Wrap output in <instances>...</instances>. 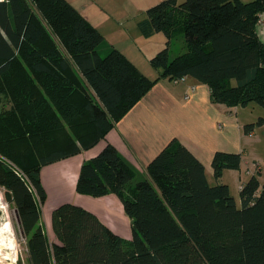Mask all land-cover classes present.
Here are the masks:
<instances>
[{
    "label": "trees",
    "instance_id": "obj_1",
    "mask_svg": "<svg viewBox=\"0 0 264 264\" xmlns=\"http://www.w3.org/2000/svg\"><path fill=\"white\" fill-rule=\"evenodd\" d=\"M262 12L264 0H162L149 7L141 33L168 38L151 58L160 69L152 79L121 50L102 53L104 34L69 0L0 2V105L2 95L14 99L0 110V184L28 236L30 264H264V183L255 175L245 182L239 206L221 181L225 170L240 169V152L215 153L214 184L177 139L135 183L111 143L84 161L77 192L116 194L132 219L131 239L66 202L52 212V242L42 222L41 177L46 164L105 139L161 78L194 77L216 104L264 106ZM179 37L186 49L172 57L169 45ZM263 124L260 117L245 132Z\"/></svg>",
    "mask_w": 264,
    "mask_h": 264
},
{
    "label": "crops",
    "instance_id": "obj_2",
    "mask_svg": "<svg viewBox=\"0 0 264 264\" xmlns=\"http://www.w3.org/2000/svg\"><path fill=\"white\" fill-rule=\"evenodd\" d=\"M69 1L104 34L105 42L100 47L102 53L115 47L148 77L160 76V72H153L149 65V59L155 53L147 51L146 47L152 44L148 40L157 35L159 52L167 46L168 38L163 32L145 37L138 24L146 16V10L162 0ZM258 32L264 41V27H258ZM254 104L233 107L216 104L212 102L210 87L194 77L187 76L178 83L161 78L97 145L43 166L41 177L47 192L43 214L48 235L49 229L55 235L53 210L71 202L95 213L122 237L132 238V219L116 194L93 197L76 190L82 163L96 156L108 143L118 149L134 170V183L148 177L149 164L173 139L187 146L203 162L212 184L217 182L212 166L215 153L240 152V169H227L221 178L222 182L229 184L238 203L234 185L240 195L243 184L252 176L264 183V124L250 134L244 129L247 123L256 122L258 115L264 117V106L259 104L261 109H258Z\"/></svg>",
    "mask_w": 264,
    "mask_h": 264
},
{
    "label": "rangeland",
    "instance_id": "obj_3",
    "mask_svg": "<svg viewBox=\"0 0 264 264\" xmlns=\"http://www.w3.org/2000/svg\"><path fill=\"white\" fill-rule=\"evenodd\" d=\"M161 35V34H160ZM150 39V38H149ZM160 39V38H159ZM152 44L146 47V50H151L155 53V55L158 53V36L154 35L150 40ZM150 47V48H149ZM171 56L174 57L181 52L185 51V44L183 38H176L172 43L169 45ZM150 57V63L149 65L153 68V72L159 71L160 69L155 68L151 63ZM14 105V99L10 95H2V102L0 105L1 112H5L8 109H11ZM254 105H257L256 107L258 109H261V106L259 104L255 103ZM264 114V113H263ZM258 115L256 117V122L260 118ZM258 127V126H257ZM17 128H19V124L17 123ZM50 144V142H49ZM12 166L17 167L13 162H11L8 158H5ZM234 192L237 195L238 199V205H241V198L239 193H237L236 186L234 185ZM0 205H3V207H0V228H4V225H8V228H6V233L4 235V240L0 241V244L3 242L7 245L8 242H11L13 245H1L2 247H6L3 249H0V259L3 260V264H12V261L15 260V264H30L29 263V257H28V236L25 234L21 222L18 216L17 208L14 202H11L8 199V196L6 194V187L4 185L0 184ZM43 210L45 209V205L42 204ZM45 214L42 212V222L46 227V219ZM48 232V230H47ZM8 235V236H7ZM11 238H10V237ZM49 236L50 240L52 242L56 241L55 235H53V232L49 229ZM6 238V239H5ZM14 242V243H13ZM10 247V248H9ZM2 252V253H1ZM8 256L9 259H3V257Z\"/></svg>",
    "mask_w": 264,
    "mask_h": 264
},
{
    "label": "built area",
    "instance_id": "obj_4",
    "mask_svg": "<svg viewBox=\"0 0 264 264\" xmlns=\"http://www.w3.org/2000/svg\"><path fill=\"white\" fill-rule=\"evenodd\" d=\"M2 1H5V0H0V2H2ZM257 25H258V27H264V12L260 13ZM184 80H185V77H182V78H179V79H175L174 81L176 83H178V82H181V81H184Z\"/></svg>",
    "mask_w": 264,
    "mask_h": 264
},
{
    "label": "bare ground",
    "instance_id": "obj_5",
    "mask_svg": "<svg viewBox=\"0 0 264 264\" xmlns=\"http://www.w3.org/2000/svg\"><path fill=\"white\" fill-rule=\"evenodd\" d=\"M8 228V227H7ZM6 228L4 227V228H0V241H3L4 239V235H5V233H6ZM8 236V235H7ZM10 237V236H9ZM11 238V237H10ZM6 239V238H5ZM9 244H7V245H10V246H12L13 244L11 243V242H8ZM14 243V242H13ZM3 244V246H5L6 244L3 242L2 243ZM2 244H0V249H3V248H6V247H2L1 245ZM6 245V246H7ZM10 248V247H9ZM2 253V252H1Z\"/></svg>",
    "mask_w": 264,
    "mask_h": 264
},
{
    "label": "clouds",
    "instance_id": "obj_6",
    "mask_svg": "<svg viewBox=\"0 0 264 264\" xmlns=\"http://www.w3.org/2000/svg\"><path fill=\"white\" fill-rule=\"evenodd\" d=\"M0 207H3V205H0ZM4 227L7 228L8 225H4ZM9 258L10 257H8V256L3 257V259H9ZM0 264H3V260L2 259H0ZM12 264H15V260L12 261Z\"/></svg>",
    "mask_w": 264,
    "mask_h": 264
},
{
    "label": "water",
    "instance_id": "obj_7",
    "mask_svg": "<svg viewBox=\"0 0 264 264\" xmlns=\"http://www.w3.org/2000/svg\"><path fill=\"white\" fill-rule=\"evenodd\" d=\"M19 216V215H18Z\"/></svg>",
    "mask_w": 264,
    "mask_h": 264
}]
</instances>
